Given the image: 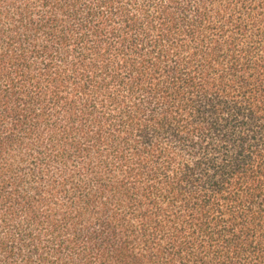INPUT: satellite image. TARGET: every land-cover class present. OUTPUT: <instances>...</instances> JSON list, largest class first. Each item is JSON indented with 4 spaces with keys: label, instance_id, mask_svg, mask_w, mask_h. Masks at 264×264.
Returning <instances> with one entry per match:
<instances>
[{
    "label": "trees",
    "instance_id": "16d2710c",
    "mask_svg": "<svg viewBox=\"0 0 264 264\" xmlns=\"http://www.w3.org/2000/svg\"><path fill=\"white\" fill-rule=\"evenodd\" d=\"M0 264H264V0H0Z\"/></svg>",
    "mask_w": 264,
    "mask_h": 264
}]
</instances>
